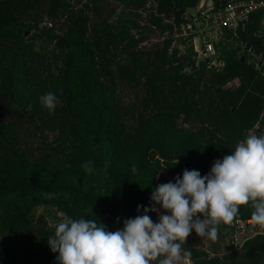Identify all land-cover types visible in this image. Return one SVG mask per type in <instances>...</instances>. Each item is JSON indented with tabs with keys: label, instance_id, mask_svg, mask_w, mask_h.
I'll list each match as a JSON object with an SVG mask.
<instances>
[{
	"label": "trees",
	"instance_id": "1",
	"mask_svg": "<svg viewBox=\"0 0 264 264\" xmlns=\"http://www.w3.org/2000/svg\"><path fill=\"white\" fill-rule=\"evenodd\" d=\"M114 1L124 8L139 9L149 0ZM66 2L0 0V36L16 27L20 19L62 17ZM200 2L157 0L159 11L174 15L178 23L184 12ZM94 4L97 6V1ZM154 22L163 24L160 17H154ZM90 23L96 32L93 41L87 34ZM126 24L90 18L81 10L74 14L68 30L58 40L67 51L63 72L68 101L65 110L74 118L70 134L76 151L63 168L24 158L0 162V223L28 230L25 241L2 242L1 264H57L58 253H53L48 244L55 227L33 224L30 219L36 204L51 203L72 218L93 219L116 231L123 227L125 218L136 216L138 205L147 207L161 170L175 174L195 169L208 174L214 161L231 154L230 147L242 141L260 120L264 109V59L260 64L262 59L257 60L246 50L241 52V42L252 46L257 55L264 51L262 11L251 14L238 36L225 32V39L218 44L224 61L219 70L208 69L205 62L195 68L193 45L180 55L177 49L169 50L171 41L163 50L145 52L140 48L142 38L131 34ZM17 30L20 34L25 32L22 27ZM122 44L126 57L118 59ZM28 72L26 61L0 60V127L24 125L33 119V113L27 114L17 105L22 96L30 93ZM234 79L239 80V85L226 87ZM146 81L158 110L133 127L129 118L133 106L125 104L124 99L130 91L138 97ZM114 82L122 85V100L112 86ZM181 114L186 122L207 121L211 138L201 140L193 126L179 123ZM217 135L223 140H218ZM87 161L94 162L93 174L82 168ZM133 164L137 166L136 173L132 172ZM240 214L249 218L251 210L241 206ZM227 229L229 233V226ZM188 248L193 257L199 256L197 250ZM215 252H219L217 247ZM226 262L264 264V235L250 239L244 253H232Z\"/></svg>",
	"mask_w": 264,
	"mask_h": 264
},
{
	"label": "rangeland",
	"instance_id": "2",
	"mask_svg": "<svg viewBox=\"0 0 264 264\" xmlns=\"http://www.w3.org/2000/svg\"><path fill=\"white\" fill-rule=\"evenodd\" d=\"M97 1V6L94 2ZM219 2V0H217ZM151 9L155 8L157 0H149ZM67 8L62 17L55 20L44 18L41 21L22 20L16 27H11L5 34L0 36V60L7 58H18L26 61L29 66L27 76V87L30 93L24 95L19 100L18 106L24 108L27 114L33 113L32 120H27L24 125L6 124L0 127V162L8 163L12 160L24 158L36 160L47 164L50 167L63 168L69 164V160L76 151V144L70 134V126L74 121L73 116L66 112L68 106L67 92L63 86V72L67 62V51L60 47L58 40L61 39L71 24V18L75 13L84 11L91 17L108 18L111 21L126 24L131 34L137 38H142L140 48L145 52H155L163 50L168 41H171L169 50H179L178 55L185 54L190 46L189 40L184 39L171 24V26L156 24L154 15L150 10L124 8L120 3L114 0H67ZM219 3H222L221 1ZM201 2L196 6L199 9ZM169 19V17H166ZM93 24H89L88 36L90 40L96 35ZM18 27H22L23 34L19 33ZM55 37V39H52ZM225 39V37H224ZM11 47V51L7 50ZM124 44L119 48L118 59L126 57L122 49ZM243 52V49H241ZM12 53V54H11ZM7 57V58H6ZM239 85V80L234 79L227 84L228 88H235ZM117 88L119 99L122 100L123 88L121 84L112 83ZM48 92L54 93L58 98L57 108L54 114H49L48 110L40 103V96ZM131 94L125 96V104L132 105V111L129 118L132 120L133 127H138L142 118L153 115L158 106L153 102L148 82L139 90V96ZM154 93L158 95V90ZM179 123L186 126H193L199 133L201 140L211 138L207 128L210 125L207 121L201 124L198 121H184V115L179 116ZM264 135V109L262 116L254 128L248 131L247 135ZM218 140H223L221 135H217ZM235 145L230 147L234 151ZM183 171L175 174L167 170H161L156 178V186L169 181H175L179 175L182 177ZM201 175H206L201 172ZM155 186V187H156ZM42 196H50L42 193ZM152 195V194H151ZM151 197V196H150ZM153 202L150 201L147 207H151ZM143 210L134 214H142ZM154 221L158 220V213L153 211L148 213ZM69 216L61 211L57 206L51 203L40 202L36 204L31 213L30 219L33 224H45L52 228L64 216ZM241 216V214L239 215ZM242 217V216H241ZM228 226L221 225L219 238L215 241L207 238L198 237L193 230L184 244V250L191 253L189 264H229L226 262L228 255L238 253L241 255L245 251V245L236 250H230L226 244L228 236ZM26 229L13 228L9 225L0 223V264L3 253L2 242L7 239L14 241H25L27 239ZM188 246L197 250L201 258L193 257ZM219 252H215V248ZM204 260V261H203Z\"/></svg>",
	"mask_w": 264,
	"mask_h": 264
},
{
	"label": "clouds",
	"instance_id": "3",
	"mask_svg": "<svg viewBox=\"0 0 264 264\" xmlns=\"http://www.w3.org/2000/svg\"><path fill=\"white\" fill-rule=\"evenodd\" d=\"M39 99L49 114L55 113L54 93ZM93 164L87 161L82 168L93 174ZM137 171L133 164L132 172ZM151 201V207L138 205L143 213L125 218L116 231L93 219L64 216L48 237L57 264H189L191 253L183 246L193 230L215 241L220 226H231L241 206L251 210L254 226L264 230V135H247L231 154L215 160L206 175L185 169L174 182L159 184ZM153 211L159 214L157 221L148 214Z\"/></svg>",
	"mask_w": 264,
	"mask_h": 264
},
{
	"label": "built area",
	"instance_id": "4",
	"mask_svg": "<svg viewBox=\"0 0 264 264\" xmlns=\"http://www.w3.org/2000/svg\"><path fill=\"white\" fill-rule=\"evenodd\" d=\"M202 1V0H201ZM152 11L155 17L162 18L163 23L171 24L179 35L189 40L190 45L194 46L196 51L195 68H200L201 63L205 62L208 69L219 70L224 65L220 57L218 44L224 40L225 32L231 31L234 35L245 30L250 21L251 14L255 11H262L264 18V0H225L223 3L215 2L213 8L193 14L190 9L181 16V22L178 23L174 15L168 16L160 12L158 3L151 9V2H148L142 9ZM196 8V7H195ZM166 17H169L166 18ZM242 44L243 50L256 57L257 60L264 59V51L257 55L252 46ZM230 231L226 237V244L230 250H236L243 247L246 243L257 235H264V230L259 226H254L251 218L238 216L233 224L229 226Z\"/></svg>",
	"mask_w": 264,
	"mask_h": 264
},
{
	"label": "water",
	"instance_id": "5",
	"mask_svg": "<svg viewBox=\"0 0 264 264\" xmlns=\"http://www.w3.org/2000/svg\"><path fill=\"white\" fill-rule=\"evenodd\" d=\"M216 1H217V0H202V1H201V5H200V7H199V10L204 11V10H207V9L213 8L214 5H215V2H216ZM190 11H191L193 14H195V13H197V8H195V7H191V8H190ZM25 111H26V110H25Z\"/></svg>",
	"mask_w": 264,
	"mask_h": 264
}]
</instances>
